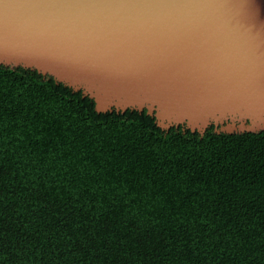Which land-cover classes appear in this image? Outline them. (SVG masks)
Wrapping results in <instances>:
<instances>
[{"label": "trees", "instance_id": "trees-1", "mask_svg": "<svg viewBox=\"0 0 264 264\" xmlns=\"http://www.w3.org/2000/svg\"><path fill=\"white\" fill-rule=\"evenodd\" d=\"M0 264H264V130L164 129L0 65Z\"/></svg>", "mask_w": 264, "mask_h": 264}, {"label": "water", "instance_id": "water-1", "mask_svg": "<svg viewBox=\"0 0 264 264\" xmlns=\"http://www.w3.org/2000/svg\"><path fill=\"white\" fill-rule=\"evenodd\" d=\"M0 65L164 129L264 130V0H0Z\"/></svg>", "mask_w": 264, "mask_h": 264}, {"label": "snow or ice", "instance_id": "snow-or-ice-1", "mask_svg": "<svg viewBox=\"0 0 264 264\" xmlns=\"http://www.w3.org/2000/svg\"><path fill=\"white\" fill-rule=\"evenodd\" d=\"M39 7H65V6H77V5H72V4H60V3H42L40 5H37ZM239 7H243L246 9H250L251 5L248 4H241L238 5Z\"/></svg>", "mask_w": 264, "mask_h": 264}]
</instances>
